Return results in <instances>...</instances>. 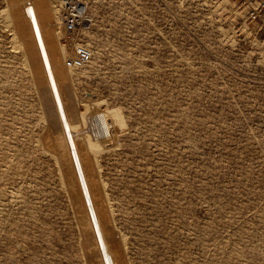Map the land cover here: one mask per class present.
Returning <instances> with one entry per match:
<instances>
[{"label": "rangeland", "instance_id": "obj_1", "mask_svg": "<svg viewBox=\"0 0 264 264\" xmlns=\"http://www.w3.org/2000/svg\"><path fill=\"white\" fill-rule=\"evenodd\" d=\"M0 264H264V30L241 0H0Z\"/></svg>", "mask_w": 264, "mask_h": 264}, {"label": "built area", "instance_id": "obj_2", "mask_svg": "<svg viewBox=\"0 0 264 264\" xmlns=\"http://www.w3.org/2000/svg\"><path fill=\"white\" fill-rule=\"evenodd\" d=\"M241 5L247 17L258 23L264 30V0H241ZM79 16L68 5V8L61 9L59 20L64 27L66 37L74 43L70 56L65 61V66L69 69H80L86 66L91 60V53L84 45L78 43V33L81 28Z\"/></svg>", "mask_w": 264, "mask_h": 264}]
</instances>
